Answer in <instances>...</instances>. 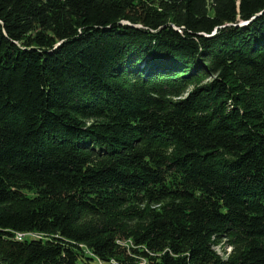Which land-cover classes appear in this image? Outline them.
<instances>
[{
  "label": "trees",
  "instance_id": "16d2710c",
  "mask_svg": "<svg viewBox=\"0 0 264 264\" xmlns=\"http://www.w3.org/2000/svg\"><path fill=\"white\" fill-rule=\"evenodd\" d=\"M0 264H264V0H0Z\"/></svg>",
  "mask_w": 264,
  "mask_h": 264
},
{
  "label": "rangeland",
  "instance_id": "374dc122",
  "mask_svg": "<svg viewBox=\"0 0 264 264\" xmlns=\"http://www.w3.org/2000/svg\"><path fill=\"white\" fill-rule=\"evenodd\" d=\"M210 80V76H205L201 78L200 82H208ZM220 244V245H219ZM218 245L213 246L215 251L220 255H225L226 252L229 250V245L225 243V240L222 239Z\"/></svg>",
  "mask_w": 264,
  "mask_h": 264
},
{
  "label": "water",
  "instance_id": "95a60500",
  "mask_svg": "<svg viewBox=\"0 0 264 264\" xmlns=\"http://www.w3.org/2000/svg\"><path fill=\"white\" fill-rule=\"evenodd\" d=\"M248 20H241L240 22L241 23H246Z\"/></svg>",
  "mask_w": 264,
  "mask_h": 264
},
{
  "label": "built area",
  "instance_id": "2783aa9c",
  "mask_svg": "<svg viewBox=\"0 0 264 264\" xmlns=\"http://www.w3.org/2000/svg\"><path fill=\"white\" fill-rule=\"evenodd\" d=\"M17 235H18V236H21V234H20V233H18Z\"/></svg>",
  "mask_w": 264,
  "mask_h": 264
}]
</instances>
